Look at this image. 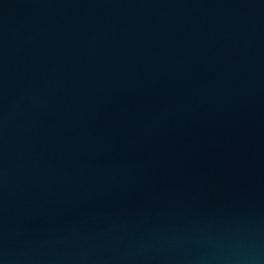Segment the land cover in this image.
I'll return each instance as SVG.
<instances>
[{"label":"water","instance_id":"95a60500","mask_svg":"<svg viewBox=\"0 0 264 264\" xmlns=\"http://www.w3.org/2000/svg\"><path fill=\"white\" fill-rule=\"evenodd\" d=\"M0 264H264V0H0Z\"/></svg>","mask_w":264,"mask_h":264}]
</instances>
